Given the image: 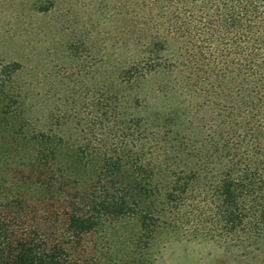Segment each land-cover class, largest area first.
<instances>
[{"label": "trees", "instance_id": "1", "mask_svg": "<svg viewBox=\"0 0 264 264\" xmlns=\"http://www.w3.org/2000/svg\"><path fill=\"white\" fill-rule=\"evenodd\" d=\"M126 1L134 55L116 80L153 79L162 100L136 114L137 95L104 91L98 136L21 118L29 157L0 179V264H152L164 232L264 253V0H133V18Z\"/></svg>", "mask_w": 264, "mask_h": 264}, {"label": "rangeland", "instance_id": "2", "mask_svg": "<svg viewBox=\"0 0 264 264\" xmlns=\"http://www.w3.org/2000/svg\"><path fill=\"white\" fill-rule=\"evenodd\" d=\"M117 2L0 0V91L6 94H0V179L9 171L16 174L29 157L12 138L19 132L21 118L29 120L30 131L50 129L71 139L88 131L98 136L103 133L98 127L104 117V91L112 95L121 88L127 98L137 95L141 106L133 110L136 114L146 113L144 104L153 108L162 100L150 82L153 79L116 80L123 61L134 55L130 28L118 21ZM125 3L133 18L134 1ZM166 41L167 53L162 54L173 60L181 43L171 36ZM13 63L14 72L11 67L2 71ZM200 98L193 89L187 96L192 105ZM123 240L110 233L117 261L123 259ZM149 258L152 264H264L262 251L179 232L157 237Z\"/></svg>", "mask_w": 264, "mask_h": 264}]
</instances>
